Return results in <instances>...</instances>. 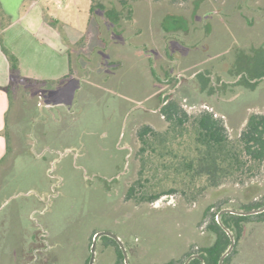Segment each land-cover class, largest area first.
<instances>
[{"label":"rangeland","instance_id":"1","mask_svg":"<svg viewBox=\"0 0 264 264\" xmlns=\"http://www.w3.org/2000/svg\"><path fill=\"white\" fill-rule=\"evenodd\" d=\"M101 1L108 8L114 4L110 0ZM41 4L47 15L60 20L69 35L77 37L87 33L82 49L87 57L98 37L95 22H91L92 0H42ZM132 12L146 23L152 21L155 29L163 21L171 31L168 33L162 29L161 33L167 34L163 40L183 46V49H174V53H192L186 60H176L175 54L168 58L160 49L162 55L157 58L160 60H147L138 58L133 50L127 49L125 53L121 51L126 60L89 61L83 58L80 70L94 84L100 83L96 80L99 74L110 75V88L107 91L96 88L91 92L82 89L78 97L80 112L77 120L72 122L65 117L60 124L51 122V128L59 127L65 136L60 143L58 161L51 154H47L51 158L46 160H37L32 153L29 155L33 138L25 130L26 154L10 153L0 166V196H19L17 202L8 207L13 224L4 229L5 233L16 237L18 224L14 216L19 206L28 208V202L40 201L38 197L45 201L49 197V201L52 200L46 219L53 229H57L49 238L63 231L60 239L64 247L59 258L62 264H83L84 258L85 264H89L95 233L85 241L86 231L94 226L111 229L114 219L132 228L128 242L132 264H168L216 240V236L211 235L207 243L200 241L199 237L209 234V220L203 218L205 210L184 204L178 196L164 197L150 205H136L126 200V189L134 174L133 157L139 150L138 127L150 124L159 128L164 125L159 113L145 115L144 110L135 109L133 114H136L129 118L126 133L122 128L119 134L118 126L124 119L120 113L127 108L128 100L138 99L131 104L134 106L161 84L160 97L170 94L190 112H215L226 121L231 135L240 132L250 114L264 113V0H138ZM207 20L210 25L205 38L203 31ZM155 29L151 27L150 30L154 33ZM141 37L145 42L149 38L147 31ZM77 68L75 73L79 72ZM213 68L216 75L211 72ZM150 71L159 78H170L169 84H163L162 78L155 83ZM198 71L204 76L210 74V83L195 74ZM180 74L184 76L178 84ZM254 78L259 79L252 81ZM221 83L225 85L218 88ZM72 98L67 90L63 101ZM143 104L150 105L149 102ZM134 119L138 122L136 129L133 128ZM70 136L74 141L77 138V142L67 152L65 148L70 144ZM131 150L132 161L129 158ZM36 151L35 155L39 157L41 150ZM3 169H8V173ZM236 190L209 203L215 206L213 212L218 211L217 207L224 200L229 201V207L255 204L254 198L260 195L258 202L264 201V176ZM44 201H40L42 207L39 210H42ZM180 205L183 209L178 207ZM82 210L87 213L84 219L80 218ZM30 214L33 221L44 216L37 212ZM95 214L100 217L96 219ZM22 215L25 221L30 217L28 210ZM35 233L39 239L41 229L36 228ZM178 234L186 237L185 241L175 240ZM33 242L34 249L42 246L37 240ZM27 247L22 264H29L34 256L29 244ZM102 247L97 264H116V257L108 259L104 254L105 245ZM231 254V264H264V219H252L245 224ZM0 258L6 263L7 256L0 255Z\"/></svg>","mask_w":264,"mask_h":264},{"label":"crops","instance_id":"2","mask_svg":"<svg viewBox=\"0 0 264 264\" xmlns=\"http://www.w3.org/2000/svg\"><path fill=\"white\" fill-rule=\"evenodd\" d=\"M0 1L4 11L12 18L10 25L4 30H0V166L8 158L10 153H13V155L17 153L26 154L23 136L25 130L26 133L31 134L33 138V142L30 143L32 148L28 149V154L32 153L37 160L50 159L51 157H47V154L52 155V153L58 152L61 148L60 143L63 137L65 138L59 127L51 128V122L54 121L60 124L65 120V117L72 122L77 120V116L80 112L78 97L82 89H86L87 92L89 89L91 92L92 89L96 88L102 91H107L110 88L109 85L112 78L110 75L99 74L96 80H99L101 84H94V82H92L93 80L80 70V60H84L83 58L89 61L126 60L121 51L125 53L127 49L133 50V53L138 58L143 57L147 60H160L157 59L159 55H162V50L159 51L160 49L164 50L165 56L168 58H171L172 55L175 54L178 58L181 56L180 59L185 60L190 53H192L189 51L187 54L182 51L174 53V49H183V46L178 44V42L175 43L174 41L163 40L166 38L167 34L161 33L162 29L171 33L169 29L165 28L166 24L161 21L158 28L155 29L156 26L152 24V21L149 20L148 23H146L144 19H138L139 17H137L134 12L132 14V18H134L132 20H124L119 30L106 26L104 30L100 31L96 26V33L98 36L96 39L97 43L93 46V50L89 55L85 57L82 49L87 41V33L77 37L69 35L62 27L60 20L47 15L46 10L41 4L42 0ZM165 19L166 18H164V20ZM204 20H202V23H205ZM208 22L207 20L206 25ZM151 27H154V33L150 30ZM146 31L149 38L144 42L141 41V34ZM3 46L11 51L19 61L21 78L16 80L14 84H12L11 80L10 63L3 52ZM156 50H158L160 54H157ZM204 59L205 58H202V60ZM75 67L79 68H77L79 72H74ZM152 67L154 66H151L150 69H153ZM152 71H154V69ZM151 75L155 83L158 80L160 81V78L155 76L152 72ZM162 87L163 85L161 84L159 87L155 86L152 91L144 96V99L138 101L139 103L134 106H131V104H134L138 99L128 100L129 106L127 105V108L120 113V116L124 119L123 122L120 121L118 126L119 134L122 128L126 131L127 124L130 120L129 118L136 114H133V112L136 111L135 109H137V111L140 109L144 110L145 115L157 114L160 112L164 106L161 105L164 95L160 97L161 92L159 91L162 90ZM67 90L71 92L73 98L65 102L63 99ZM114 93L116 94V92ZM154 99L156 100L153 101ZM143 102H149L150 105L145 106ZM133 124V128L136 129L138 125L137 120L134 119ZM8 135L10 137L9 149ZM51 138H53L54 141L51 140ZM72 138L73 137L70 136L71 141H68L70 144L65 148L70 151L74 147L73 144L77 142V138L75 141ZM36 150H41V153H39L41 157L35 155V152H37ZM1 169L2 168H0V170ZM3 172L8 173V169H3ZM4 195L0 196V255L3 257L7 256V260L6 263H3V260L0 258V264H22L27 256L28 244L34 254L36 248L34 249L35 244L33 241L37 240V242L39 241L40 243L35 233L38 226L35 221L32 220L30 213L41 209L42 203L36 200L28 202L30 208H27L25 205L17 208V214L14 217L18 224V229L15 230L16 237H13V235L10 237V234L8 235L4 231L10 224H13V216L9 212L8 207L13 202H17L16 200L19 199V196L17 194L7 195L8 197L6 198ZM259 197L254 198V202H258V200H260ZM242 205L244 204H241V206ZM178 207L183 209L181 205ZM228 208L236 209L238 207ZM26 210H28L30 217L25 221L23 220L22 214H24ZM85 212L86 211L83 210L81 211V219H84L83 216L87 214ZM46 215L47 214L40 217L39 222L44 228H48L50 236V233L55 232L57 229H53L52 224L50 225V222L46 219ZM95 216L96 219H98L100 214H95ZM92 220H95V218H92ZM117 220L114 219L111 229L108 227L94 226V228L86 231L87 237L84 240L88 241L89 237L94 233L96 235L100 232H111L123 241L130 255L128 242L132 228ZM87 224L91 225V222ZM83 225L87 226L85 224ZM62 232L59 231L56 237L49 238L53 245V250L49 255H51L50 257L52 258L58 259L56 260L57 264H62L59 259L64 247L60 239L63 234ZM104 237L108 236H103L98 241L94 264L98 263L101 248L103 251V244L106 249L104 252V254L106 253L105 256L107 255V258L115 257L114 245L109 241H105ZM185 238L186 237L182 238L178 234L175 240L185 241ZM209 238L210 237H207V235L199 237L200 241L202 240L206 243ZM40 245L42 244L40 243ZM85 250H87L86 243ZM49 261L47 257L38 264H49ZM85 261L84 258L83 264L87 263V261Z\"/></svg>","mask_w":264,"mask_h":264},{"label":"trees","instance_id":"3","mask_svg":"<svg viewBox=\"0 0 264 264\" xmlns=\"http://www.w3.org/2000/svg\"><path fill=\"white\" fill-rule=\"evenodd\" d=\"M110 1L114 4L108 8L101 0H92L91 22L94 21L100 31L106 26L119 30L124 20H132L133 7L138 0ZM11 21L0 1V30ZM3 52L10 63L14 84L21 78L19 61L5 46ZM200 77L209 82L203 74ZM159 114L164 120L162 127L150 124L138 127L139 150L133 157L134 174L126 189V200L136 205H150L164 197L178 196L187 205L203 208V218L209 220L207 237L215 235L216 240L168 264H184L194 254H198L204 264H219L231 242L218 223L217 215L229 207V201L224 200L216 206L217 212H213L215 206L209 203L264 176V113L250 114L240 132L234 135L230 134L226 121L215 112H190L172 95L165 99ZM262 206L264 201L236 209L249 211ZM252 219H264V213L252 216L225 214L222 217L224 224L234 233L236 243L245 224ZM104 240L114 245L116 264H125L119 244L109 237ZM231 258L232 254L224 264H231ZM190 264L203 263L200 259H193Z\"/></svg>","mask_w":264,"mask_h":264},{"label":"water","instance_id":"4","mask_svg":"<svg viewBox=\"0 0 264 264\" xmlns=\"http://www.w3.org/2000/svg\"><path fill=\"white\" fill-rule=\"evenodd\" d=\"M261 213H264V206L256 208V209H253V210H249V211L238 210V209H234V208H225V209H223V210H221L219 212V214L217 216V221L220 224V226L224 229V231L228 234V236L230 238V242H231L229 247H228V249L221 256L219 264H224L226 258L229 255H231V253L233 252V250L235 248V245H236V239H235L234 233L224 224V222L222 220V217L225 214H234V215H239V216H252V215H257V214H261ZM103 236H108V237L114 239L119 244V246H120V248H121V250L123 252L125 264H132L131 261H130L129 252H128L125 244L123 243V241L117 235H115L114 233H111V232H100V233H97L95 235L93 243H92V246H91V259H90L89 264H94L95 263V260H96V248H97V245H98V241ZM193 259H200L202 261V263L204 264L203 259L198 254L191 255L185 261L184 264H190V262Z\"/></svg>","mask_w":264,"mask_h":264},{"label":"flooded vegetation","instance_id":"5","mask_svg":"<svg viewBox=\"0 0 264 264\" xmlns=\"http://www.w3.org/2000/svg\"><path fill=\"white\" fill-rule=\"evenodd\" d=\"M209 23H210V21L208 22V24H207L205 30L203 31V33H204V37H205V38L208 36L207 33H208V30H209V29H208V26L210 25ZM175 58H176V60H177V59H178V60H184V59H180V58H178L177 56H176ZM185 60H186V59H185ZM169 67H170V65H169ZM219 69H222V68H219ZM219 69H217V70H219ZM222 70H223V69H222ZM204 72H206V71H204ZM211 72H214L215 75H216V73H217V72H215V69H214V68H213V70H212ZM206 73H207V72H206ZM195 74H200V75H201V72L198 71V72H196ZM183 76H184V74H180V75H179V77H178V79H177L178 84L181 82V78H182ZM160 78H162L161 81H162L163 84H169V82H170V78H163V76L160 77ZM206 78L209 79V83H210L211 75L207 73ZM258 79H259V78H254L252 81H254V80L256 81V80H258ZM178 84L175 85V87H177ZM223 85H225V83H224V84H223V83L219 84V85H218V88L222 87ZM168 96H171V95H170V94H164V96L162 97L163 99H162V104H161V105H165V99H166ZM125 133H126V131H125ZM66 151L69 152L70 150H67V149H66ZM52 155H55V156H54V159H55L56 161H58V158H57V157H59V156L61 155V152L58 151V152H56V153H52ZM129 158H130V160L132 161V150H131V155H130ZM54 175H55V174H54ZM50 176H51V175H50ZM60 181H61V180H60V178H59L58 183H59ZM53 188H54V192H53V193L57 192L54 186H53ZM38 198H39L40 201H44V200H42L40 197H38ZM51 200H52V199H51ZM51 200L49 201V197H48V199L44 201V206H43L44 209L42 208V210H36V211H34V212H37V213L40 214V215H45L46 212H48L47 209L50 207ZM35 223H36V225L38 226L37 228H40V229H41V235L39 236V240H40V243L42 244V246H40V247H38V248L35 249L33 259L31 260V262H30L29 264H38V263L41 262L42 260H45L47 257H48L49 260H50V261H49V264H57V261H56V260H58V259H56V258H52V257H50L51 255H49V253L52 252V250H53V245L51 244V242H50V240H49V232H48V231L42 226V224L39 222V218L35 219ZM46 256H47V257H46ZM90 259H91V258H90ZM60 261H61V260H60ZM89 262H90V260H89Z\"/></svg>","mask_w":264,"mask_h":264}]
</instances>
